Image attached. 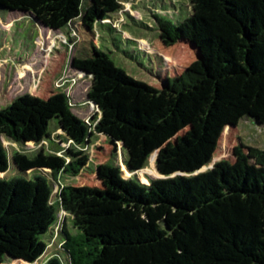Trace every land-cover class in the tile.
<instances>
[{
    "label": "trees",
    "instance_id": "1",
    "mask_svg": "<svg viewBox=\"0 0 264 264\" xmlns=\"http://www.w3.org/2000/svg\"><path fill=\"white\" fill-rule=\"evenodd\" d=\"M190 2L193 13L181 23L155 16L164 46L185 44L198 56L180 75H165L161 88L102 67L91 71L86 101L99 110L91 124L63 92L22 95L0 110V174L10 168L2 136L41 145L57 120L71 144L63 156L14 155L21 172L49 170L52 179L0 178V264L7 257L38 262L48 248L42 236L61 210L75 229L62 231L67 264H264V150L239 146L234 163L203 171L226 129L244 118L264 126V0ZM0 7L53 30H73L89 11L103 15L94 0H0ZM94 137L113 150V142L122 144L125 172L136 178L112 162L93 168L87 150ZM156 153L160 178L142 183L138 172ZM89 171L100 185L59 183Z\"/></svg>",
    "mask_w": 264,
    "mask_h": 264
},
{
    "label": "rangeland",
    "instance_id": "2",
    "mask_svg": "<svg viewBox=\"0 0 264 264\" xmlns=\"http://www.w3.org/2000/svg\"><path fill=\"white\" fill-rule=\"evenodd\" d=\"M94 1L99 5L102 17L89 11L76 20L70 31L50 29L29 14L0 7V110L22 95L48 99L53 92H64L71 98L74 114L91 124L99 110L86 99L92 86L93 72L97 69L120 67L136 80L161 88L165 75H180L197 60V52L188 45L164 46L155 18L161 15L176 24L185 21L193 13L190 0ZM63 79L68 82L64 89L59 90L57 83H63ZM58 127L57 120H53L50 124L52 138L41 145L18 144L2 136L10 168L5 174H0V178H32L36 174H46L52 179L49 170L21 172L14 162V155L21 153L34 158L43 151L47 155L56 153L63 156L71 144ZM239 146L264 150V126L244 118L237 127L226 129L212 164L203 171L222 160L234 163L237 160L235 150ZM87 152L93 168L97 164L112 162L111 165L120 167L125 176L136 178L134 174L125 172L124 161L128 160L129 154L122 144L115 152L104 137H94ZM157 157L158 153L154 154L145 168L138 172L142 183H147L150 178H160L155 167ZM59 183L76 187L100 185L91 171L77 178L62 177ZM59 183L54 182L53 202L60 191ZM65 227L75 232L71 214L61 210L54 229L42 236L48 248L35 264H46L58 257L68 263L61 249ZM5 263L28 264L10 257Z\"/></svg>",
    "mask_w": 264,
    "mask_h": 264
},
{
    "label": "built area",
    "instance_id": "3",
    "mask_svg": "<svg viewBox=\"0 0 264 264\" xmlns=\"http://www.w3.org/2000/svg\"><path fill=\"white\" fill-rule=\"evenodd\" d=\"M62 81H64V79L62 80ZM68 82V81H67ZM67 82H63V83H57V87H58V89L59 90H62V89H64V87H65V84L67 83ZM66 92V91H65ZM64 93V92H63ZM67 95V94H66ZM68 96V95H67ZM69 97V96H68ZM70 98V97H69ZM71 99V98H70ZM72 104V103H71ZM73 106V105H72ZM89 123V122H88Z\"/></svg>",
    "mask_w": 264,
    "mask_h": 264
},
{
    "label": "water",
    "instance_id": "4",
    "mask_svg": "<svg viewBox=\"0 0 264 264\" xmlns=\"http://www.w3.org/2000/svg\"><path fill=\"white\" fill-rule=\"evenodd\" d=\"M113 145H114V147H115V152L118 150V146H119V144L118 143H115V142H113L112 143Z\"/></svg>",
    "mask_w": 264,
    "mask_h": 264
},
{
    "label": "crops",
    "instance_id": "5",
    "mask_svg": "<svg viewBox=\"0 0 264 264\" xmlns=\"http://www.w3.org/2000/svg\"><path fill=\"white\" fill-rule=\"evenodd\" d=\"M60 131V130H59ZM62 132V131H61ZM63 133V132H62Z\"/></svg>",
    "mask_w": 264,
    "mask_h": 264
}]
</instances>
